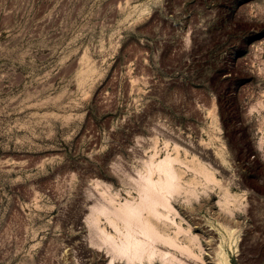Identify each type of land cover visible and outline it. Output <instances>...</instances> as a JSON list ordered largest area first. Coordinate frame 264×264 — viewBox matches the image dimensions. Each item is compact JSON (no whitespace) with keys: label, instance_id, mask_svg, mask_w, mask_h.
Masks as SVG:
<instances>
[{"label":"rangeland","instance_id":"374dc122","mask_svg":"<svg viewBox=\"0 0 264 264\" xmlns=\"http://www.w3.org/2000/svg\"><path fill=\"white\" fill-rule=\"evenodd\" d=\"M176 137L217 153L233 196L180 214L229 264H264V0H0V264H109L80 212L103 185L126 196L132 149L175 155Z\"/></svg>","mask_w":264,"mask_h":264},{"label":"bare ground","instance_id":"6f19581e","mask_svg":"<svg viewBox=\"0 0 264 264\" xmlns=\"http://www.w3.org/2000/svg\"><path fill=\"white\" fill-rule=\"evenodd\" d=\"M183 140L176 137L173 141L175 155L166 151L159 158L155 150L144 155L146 152L132 149L135 161L131 165L121 162L115 165L126 196L120 199L121 193L107 192L110 188L103 185L102 191L99 190L100 199L80 212L83 215L88 210L85 222L90 240L95 247H104L110 254L109 264H154L155 260L161 264H200L199 261L204 262L202 239L206 241L213 264H229L223 237L217 235L215 226L205 225L194 215H189L187 220L176 206L181 208L183 204L191 205L197 201L199 190L211 197L209 191L216 186L222 193L218 200L220 208L230 213L233 196L227 185L232 184L231 175L219 166L216 152L199 142ZM180 148L186 154L189 150L193 152L189 162L178 156ZM188 172L186 179L184 175ZM216 173L225 178V184L217 179ZM182 222L187 226L184 227ZM194 226L203 231L201 235L194 234ZM220 226L231 236L233 230L230 227ZM79 248L84 254L85 245L81 243ZM89 257L86 250L85 257L79 258V264H90Z\"/></svg>","mask_w":264,"mask_h":264}]
</instances>
